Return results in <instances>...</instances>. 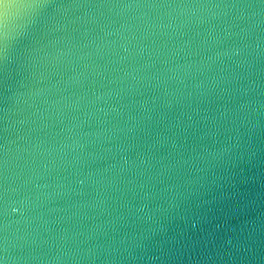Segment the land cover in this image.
Returning a JSON list of instances; mask_svg holds the SVG:
<instances>
[{
    "label": "water",
    "instance_id": "1",
    "mask_svg": "<svg viewBox=\"0 0 264 264\" xmlns=\"http://www.w3.org/2000/svg\"><path fill=\"white\" fill-rule=\"evenodd\" d=\"M184 2L10 25L9 264H264V8Z\"/></svg>",
    "mask_w": 264,
    "mask_h": 264
},
{
    "label": "snow or ice",
    "instance_id": "2",
    "mask_svg": "<svg viewBox=\"0 0 264 264\" xmlns=\"http://www.w3.org/2000/svg\"><path fill=\"white\" fill-rule=\"evenodd\" d=\"M20 6H26L35 9L48 7H220V4H208L200 2L197 4L185 3L184 0L176 2V0H71V3H64L62 0H0V114H3V119H6L7 108V71L6 65L8 62V42L9 33L6 31V25L3 23L5 18L10 14L12 9ZM224 6H240V7H262L264 8V0H232V3H225ZM17 35H23L18 33ZM7 127L0 128V167L4 170V181H6L7 169ZM0 197L6 193V187L0 183ZM7 248L0 246V264H9L7 256Z\"/></svg>",
    "mask_w": 264,
    "mask_h": 264
},
{
    "label": "clouds",
    "instance_id": "3",
    "mask_svg": "<svg viewBox=\"0 0 264 264\" xmlns=\"http://www.w3.org/2000/svg\"><path fill=\"white\" fill-rule=\"evenodd\" d=\"M35 10L37 9L26 7V6H20L18 8L12 9L10 11V14L3 21V23L6 25V31L9 33L10 25L15 24L17 20L22 19L23 17L27 16L30 12H35ZM31 22H32L31 20L28 21V23H31ZM15 211H16V208L14 206L11 207V212L14 213Z\"/></svg>",
    "mask_w": 264,
    "mask_h": 264
}]
</instances>
